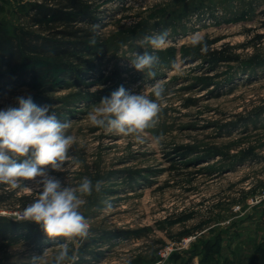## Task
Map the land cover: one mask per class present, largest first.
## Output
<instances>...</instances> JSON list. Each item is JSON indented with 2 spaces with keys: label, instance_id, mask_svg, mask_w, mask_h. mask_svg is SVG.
<instances>
[{
  "label": "rangeland",
  "instance_id": "1",
  "mask_svg": "<svg viewBox=\"0 0 264 264\" xmlns=\"http://www.w3.org/2000/svg\"><path fill=\"white\" fill-rule=\"evenodd\" d=\"M80 1L85 20L59 29L81 38L56 39L81 51L34 58L27 74L0 67V109L30 95L71 122V159L60 172L42 166L49 175L62 186L85 177L104 182L82 197L90 229L77 264H264V0ZM38 2L0 0V36L54 29L32 22ZM164 30V49L141 45ZM194 34L208 45L206 54L191 45ZM144 51L159 57L154 78L131 64ZM157 82L165 89L161 112L143 144L88 121L120 86L150 94ZM39 179L16 189L0 184V223H16L0 232V264H29L44 252L51 264L64 242L37 237L38 224L17 216L36 198Z\"/></svg>",
  "mask_w": 264,
  "mask_h": 264
},
{
  "label": "clouds",
  "instance_id": "2",
  "mask_svg": "<svg viewBox=\"0 0 264 264\" xmlns=\"http://www.w3.org/2000/svg\"><path fill=\"white\" fill-rule=\"evenodd\" d=\"M99 25L92 31L98 34ZM169 32L144 37L141 45H149L153 50H162L168 44ZM96 44V35L90 38ZM193 47L200 46L202 54L208 51V45L199 34L191 37ZM159 57L144 51L135 54L132 66L149 78L156 76ZM165 89L157 82L150 94H133L120 86L110 96L102 97L100 102L88 113V121L94 127L101 128L110 134L133 136L135 141L145 142L143 133L155 128L161 112V101ZM150 97H154L150 98ZM18 107L8 106L0 109V184L12 189L21 186L25 180L37 181V196L24 208L21 218L40 225L45 235L52 240L65 238L57 245V252L51 264H77L80 259L78 248L81 241L89 236L90 224L80 211L85 203L83 196H91L93 191L99 193L103 181L85 177L76 186H62L61 181L51 175L42 166H50L52 171H63L64 163L71 159L69 150L76 138L67 134L71 122H61L50 106L36 105L32 97L18 96ZM162 137H155L159 143ZM21 158H24L21 160ZM33 191V189H29ZM107 207H111L105 201ZM76 245V250L70 248ZM29 264H49L45 252L33 256Z\"/></svg>",
  "mask_w": 264,
  "mask_h": 264
},
{
  "label": "trees",
  "instance_id": "3",
  "mask_svg": "<svg viewBox=\"0 0 264 264\" xmlns=\"http://www.w3.org/2000/svg\"><path fill=\"white\" fill-rule=\"evenodd\" d=\"M29 16L34 25H53L54 29L50 30L46 36H40L25 30L16 31L12 36H0V67L14 68L27 74L34 58L42 57L57 60L67 52L82 50L81 47H78V43H71V40L56 39L57 36L62 38L67 36L69 39L81 38L77 35V31L64 30L65 28L59 29L66 23L70 25L72 22H79L80 19L85 20L81 11L80 0H41V2L34 3L31 6ZM80 42L83 44V41ZM15 225L16 223L12 221L6 224L0 223V232L6 235L9 228H13ZM34 229L38 235L37 237L43 238L45 233L40 225H36ZM254 264H263V262L258 263L256 260Z\"/></svg>",
  "mask_w": 264,
  "mask_h": 264
},
{
  "label": "built area",
  "instance_id": "4",
  "mask_svg": "<svg viewBox=\"0 0 264 264\" xmlns=\"http://www.w3.org/2000/svg\"><path fill=\"white\" fill-rule=\"evenodd\" d=\"M17 213H18V214H17ZM17 213H16V214H17L18 218H19V219H22L21 216H22L23 211H19V212H17ZM164 254H165V253H164ZM164 254H162V255H164Z\"/></svg>",
  "mask_w": 264,
  "mask_h": 264
}]
</instances>
